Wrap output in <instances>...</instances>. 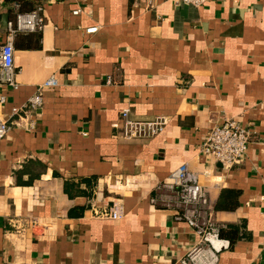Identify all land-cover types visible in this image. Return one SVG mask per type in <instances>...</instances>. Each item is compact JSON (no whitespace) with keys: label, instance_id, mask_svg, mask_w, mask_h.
<instances>
[{"label":"crops","instance_id":"0c3cea01","mask_svg":"<svg viewBox=\"0 0 264 264\" xmlns=\"http://www.w3.org/2000/svg\"><path fill=\"white\" fill-rule=\"evenodd\" d=\"M38 6L45 28L16 34L17 86L0 89V264H181L197 235L159 184L182 164L239 229L217 264H264V0H0V43ZM124 109L165 128L126 140ZM226 118L251 131L230 169L200 151ZM225 189L239 204L217 210ZM114 204L121 218L95 215Z\"/></svg>","mask_w":264,"mask_h":264},{"label":"built area","instance_id":"2783aa9c","mask_svg":"<svg viewBox=\"0 0 264 264\" xmlns=\"http://www.w3.org/2000/svg\"><path fill=\"white\" fill-rule=\"evenodd\" d=\"M177 4H190L200 7L210 0H174ZM42 6L31 11H17L15 17L7 23L6 41L0 43V89L4 85L16 87L14 39L19 32H42L45 17ZM77 12V11H76ZM98 27H90L87 32H95ZM57 85L55 78H50L39 86L38 92L29 101L32 107L43 103V90ZM5 97L0 94V103ZM18 109H15V112ZM165 117L152 120H138L130 117V109L122 111L119 123H116L126 140L151 138L161 133L166 125ZM10 129L7 119L0 117V139ZM251 141V131L233 118H226L213 125L207 132L200 151L213 156L225 168H233L245 159ZM196 173L187 164L180 165L159 186L166 190L160 201L165 206L176 209V219L185 221L196 235V242L181 259V264H217L222 250L230 247L229 240L222 238L219 230L223 225L214 221V207L203 185L195 180ZM153 201H157L153 199ZM121 207L97 211L95 215L119 219Z\"/></svg>","mask_w":264,"mask_h":264},{"label":"trees","instance_id":"16d2710c","mask_svg":"<svg viewBox=\"0 0 264 264\" xmlns=\"http://www.w3.org/2000/svg\"><path fill=\"white\" fill-rule=\"evenodd\" d=\"M31 10H28V11H31ZM28 33H36V32H19L18 34H28ZM240 193L241 192L238 189L223 190L218 201L215 204V209L217 210L235 209L239 204L238 198L240 196ZM238 230L239 229L236 226L225 225L220 228L219 234L222 238H228L230 242V246H231L232 242H234L239 236Z\"/></svg>","mask_w":264,"mask_h":264}]
</instances>
